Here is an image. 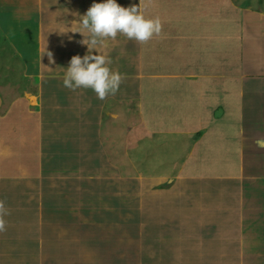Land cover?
Segmentation results:
<instances>
[{
    "label": "crops",
    "instance_id": "0c3cea01",
    "mask_svg": "<svg viewBox=\"0 0 264 264\" xmlns=\"http://www.w3.org/2000/svg\"><path fill=\"white\" fill-rule=\"evenodd\" d=\"M94 2L0 0L24 69L0 86L27 82L0 91V264H264V0H144L158 36L93 46L103 100L63 85Z\"/></svg>",
    "mask_w": 264,
    "mask_h": 264
},
{
    "label": "clouds",
    "instance_id": "9594fccd",
    "mask_svg": "<svg viewBox=\"0 0 264 264\" xmlns=\"http://www.w3.org/2000/svg\"><path fill=\"white\" fill-rule=\"evenodd\" d=\"M144 0L139 5L129 7L121 6L117 0H103L93 3L87 12L80 16L81 29L79 31L85 38L81 41L88 48V53L83 57L72 56L63 85L75 91L78 88L91 89L101 100L109 94L115 95L122 83L119 72L111 71L107 66L111 61L103 54H93L98 50L93 46L102 44L104 40L116 39L118 33L129 40L147 43L162 31V21L159 17L147 18L143 10ZM87 33V34H86ZM49 62L54 64L53 53L48 51ZM8 210L4 201H0V232L6 231Z\"/></svg>",
    "mask_w": 264,
    "mask_h": 264
},
{
    "label": "rangeland",
    "instance_id": "374dc122",
    "mask_svg": "<svg viewBox=\"0 0 264 264\" xmlns=\"http://www.w3.org/2000/svg\"><path fill=\"white\" fill-rule=\"evenodd\" d=\"M12 46H14L15 50L20 54V52L18 50L19 49L18 44L14 43L10 36H7L5 34L3 37L0 38V50L2 49L3 53H5V55H7V57L6 56H0V63H1L0 64V75H13V78H14L15 75L21 74V75H19L17 77L18 79H20L22 77V73L24 71V69L22 71L19 70L20 63H18V68L17 69H13V65L9 66L10 62L13 63V51L12 50H14V48L12 49L11 48ZM15 50H14V53L19 57V55L17 54V52ZM6 51H8V52H6ZM68 66L69 65H66V67H68ZM5 67H7V68H5ZM111 71L117 72L116 65L111 66ZM22 81H24L25 85H21L19 82L13 81V90L8 89L5 86L1 85L0 86V91L4 90L3 92L6 91L5 94H7V95H11L12 94L13 97H17L19 95L18 94L19 91L27 90V86H26L27 82L25 80H22ZM1 83H4V82L0 81V84ZM253 84L264 85V76L258 77L257 80H252L251 81V85H253ZM33 89L35 90L36 87H34ZM245 92L247 94L246 95L247 99H251L252 97L255 96V95H252L250 91H248V88L245 90ZM262 93H264V90L262 91ZM253 99H254V108H249V106H247L246 107V111H245L248 114L247 119L249 121L255 118L254 116H255L256 111H257V113H259L264 108V94L261 95V96H256ZM256 122H258V121H256ZM215 253L216 252L214 251V254ZM25 258L30 259L32 257H25ZM212 259H215V257L212 258ZM226 259H227V262L228 261L230 262V258L229 257H227ZM218 262H221V261L218 260Z\"/></svg>",
    "mask_w": 264,
    "mask_h": 264
},
{
    "label": "trees",
    "instance_id": "16d2710c",
    "mask_svg": "<svg viewBox=\"0 0 264 264\" xmlns=\"http://www.w3.org/2000/svg\"><path fill=\"white\" fill-rule=\"evenodd\" d=\"M8 51H6V52H8ZM0 56H6L7 57V55H5V53H3V50L2 49L0 50ZM20 60L21 59L14 53V50H13V63L10 62V65L9 66H12L13 65V69H17L18 68V63H19ZM7 67H5V68H7ZM19 70H21V71L23 70V65L22 64L19 65Z\"/></svg>",
    "mask_w": 264,
    "mask_h": 264
},
{
    "label": "bare ground",
    "instance_id": "6f19581e",
    "mask_svg": "<svg viewBox=\"0 0 264 264\" xmlns=\"http://www.w3.org/2000/svg\"><path fill=\"white\" fill-rule=\"evenodd\" d=\"M41 31H42V30H41ZM41 31H40V32H41ZM40 35H42V34H40ZM38 38H39V37H38ZM183 172H184V171H183ZM183 175H184V174H183ZM186 175H187V174H186ZM176 176H177V175H176Z\"/></svg>",
    "mask_w": 264,
    "mask_h": 264
}]
</instances>
